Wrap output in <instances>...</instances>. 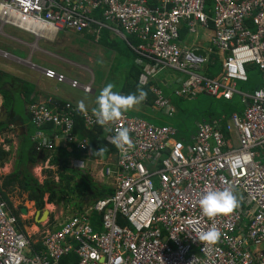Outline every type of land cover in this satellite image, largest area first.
Wrapping results in <instances>:
<instances>
[{"label": "built area", "instance_id": "1", "mask_svg": "<svg viewBox=\"0 0 264 264\" xmlns=\"http://www.w3.org/2000/svg\"><path fill=\"white\" fill-rule=\"evenodd\" d=\"M101 9L107 22L95 17ZM184 25L190 34L212 32L210 42L221 60L218 72L210 70L214 62L207 57L181 46ZM94 26L98 32L107 28L145 40L131 48L154 62L153 68L181 73V97L231 99L238 93L245 112L234 114L227 125L235 132L233 139L207 121L191 141L180 139L174 127L127 114L106 125L111 131L102 127L108 142L117 127H126L134 143L126 152L110 153L101 171L113 194L38 242L18 224L14 209L0 195V264H264V252L247 248L250 241L264 249V0H0V33L9 27L35 39L26 45V59L6 52L0 56L89 93L90 85L42 68L33 57L41 40L52 43L62 31L83 34ZM251 66L261 83L248 93L238 84H248ZM155 96L156 108L170 114L172 106L163 91L155 90ZM29 111L37 126L54 124L66 141L75 140L72 116L78 110L71 103H37ZM81 114L87 128L98 125L93 110ZM57 138L39 145L52 149ZM78 147L90 152L87 139ZM223 188L236 193L240 206L214 219L203 216L201 194ZM213 225L221 232L220 240L200 241V232ZM244 229L246 238L240 235Z\"/></svg>", "mask_w": 264, "mask_h": 264}, {"label": "trees", "instance_id": "2", "mask_svg": "<svg viewBox=\"0 0 264 264\" xmlns=\"http://www.w3.org/2000/svg\"><path fill=\"white\" fill-rule=\"evenodd\" d=\"M139 42L140 41L137 38L132 37L131 43L133 45H137ZM127 51L125 49H120V55L122 57H129L131 60V62L126 65V68H122L120 61L117 60L121 68V76L126 77L123 86L117 90V92L122 95L134 93L138 87L141 88L140 80L143 78L145 67L143 64L138 63L139 55L137 53L129 47H127ZM151 65L155 66V63L151 61ZM248 70L250 73V81L248 84L246 83L244 85L256 89L261 83L259 72H254L255 69L253 66ZM143 89L147 92V99L141 104L144 107L149 108L151 111L155 110L164 114H160L161 117H163L162 119L171 118L163 121L160 120L157 122L158 125L162 122L161 126H174V128L176 127L180 132H183V134L189 138L188 140L191 141L193 134L196 132H194L186 122V120L192 119V116L183 117L181 115V108L184 105L182 104L183 101L172 100V103L177 107L178 112L175 116L170 117L169 114L165 113L163 110L156 108L154 101L155 95L151 93L150 87L146 86ZM31 94L32 88L26 81H23L19 77H15L14 74L9 73L4 69H0V95L3 98L2 106L9 111L8 123H14L18 118L23 119L22 111L17 109V103L21 105L23 109L24 106H28L35 102L33 99H30ZM153 112L154 111H152V113ZM26 117H29L28 113ZM207 119H209L207 121H211L213 117L209 116ZM5 129V124H0V134H2ZM44 130L49 136H52V134L55 133V127L52 124L45 127ZM75 135L79 141L87 139L88 146L94 148L95 151L101 147H107V151L104 155H95L94 159L107 160L110 153H117V148L111 146L106 140L102 127L98 126L94 129H87L83 120L79 116H76ZM6 142L10 143V141ZM3 145L4 143L0 145V169L11 155V150H5ZM85 156L86 152L81 150L75 142H70L68 146H59L52 151H39L36 141L31 140L30 136L23 137L16 151L13 171L7 176L0 174V195L12 208L9 201V193L16 186L18 188V193L20 195H25L26 200L33 202L34 206L39 211L44 208L45 203L56 205L63 199H73L75 197V199H77L75 202L77 212L82 213L84 211V205L87 203L92 204L98 199H104L111 196L114 192L107 184L97 186V183L95 181L93 182V179L88 177L83 169L72 167V161H83L86 158ZM41 159H50L51 165L60 167L58 171V181L54 178V172L50 169L46 171L47 176H49L46 177L45 181L42 183L32 175L30 169L34 168ZM79 176L81 181H77ZM46 195H48V200H44ZM13 214L18 219L19 213L13 210ZM94 219L98 221L99 217L95 216ZM18 223L20 224L19 220ZM36 248L40 249V245H37Z\"/></svg>", "mask_w": 264, "mask_h": 264}, {"label": "rangeland", "instance_id": "3", "mask_svg": "<svg viewBox=\"0 0 264 264\" xmlns=\"http://www.w3.org/2000/svg\"><path fill=\"white\" fill-rule=\"evenodd\" d=\"M4 31L8 34H12L10 31H17V30H14L9 27H5ZM95 39L91 36H86L82 38L77 35L63 33L62 31L59 33L58 37L53 41V44H50L48 41L46 42L41 40L38 43L40 50L33 57L34 64L42 68L53 67L56 72H64L67 78L71 80H76L81 85L89 84L93 79L92 86L95 91V93L93 94H86L81 88H73L68 83H59L57 81L56 83L53 80L54 88L60 91L61 94L67 92V97L69 100H71V102L73 101L78 103L80 100H83L85 102L87 110H93L96 107L95 105L96 97L99 94L100 90L106 84L110 82L113 83L116 86L114 88V91H117L119 88L123 86L126 77L121 76L120 65L122 68H126V65L131 62L129 57L120 56L119 57L120 65H119L117 61H114V57L118 56L119 51L118 50L111 51L109 45L100 44ZM26 40L27 42H31V43L35 42V39L32 38L31 36H27ZM0 41L2 42L1 37H0ZM116 46L117 48L125 49L127 51L126 43L124 42L123 38L120 36L116 37ZM15 57H18L20 59H25L27 57V53L23 54L22 57L18 55ZM0 58H1L0 69H4L7 72L18 75L20 72H24L23 68L21 67L17 68V66L7 63L1 56ZM153 72L156 73L157 77L161 79L168 78L169 80L171 77L175 78L178 76L175 71L168 68L155 67L153 68ZM36 74L39 75L38 72ZM36 74L35 76H37ZM238 85H239L238 89L244 86L241 83H239ZM178 98L181 99V97ZM182 99L188 100L187 98H182ZM208 101H210V99L199 97L196 101L189 104L195 106V105H201L202 103ZM17 109L22 111V107L18 103H17ZM152 111L154 112L152 113ZM152 111L149 108H146L142 104H140L137 105L134 109L127 112V114L129 116H134V115L139 116L153 124H158L157 122H159L160 120L163 121L166 119H171V118L162 119L163 117H161V115L164 114L155 110ZM186 122L189 125V127H191L192 130L196 132L197 125H195L194 120L188 119L186 120ZM30 123L31 125H28L29 127L34 126L31 120ZM161 124L162 122L159 123V125ZM33 131L32 129L29 130L26 136H30V135L32 136ZM183 136H185V134L181 132L180 139H184ZM14 137H16L15 134ZM15 158L16 155L14 152V160ZM47 160L41 159L34 168L30 169L32 175L36 177L40 183L45 181L47 176L46 171L49 169L52 172H54L53 176L57 181L59 178L58 171L60 167L51 165L50 161ZM106 164H107V160H102V161H98V163L97 162L93 163L86 158L83 161L71 162V165L74 168L83 169L84 173H86L88 177L92 178L93 182L95 181L97 183V186L109 184L106 182L107 180L101 174V171L102 169L105 168ZM77 181H81L80 176L77 178ZM155 184L158 185L157 179H155ZM44 200H48V195L44 197ZM76 200L77 199H75L74 197L73 199L71 198L63 199L59 201L56 205L45 203L44 208L41 211H39L34 206L33 202L27 201L26 196L20 195L17 190H14L12 194L9 196V201L12 207L14 208V210H16L19 213L20 222L23 224V227L27 229L28 233L32 236L33 239L36 238L41 239L44 234H46L47 232H53L55 229H58L59 226L65 223L67 219L77 214L78 213L77 207L75 206ZM88 204L89 203L84 205V208L86 207V211H89L88 207L90 206L91 203L89 205ZM49 205H52V207H49ZM44 209L50 212L49 219L45 220L40 225H36L34 222L36 213H39V215L41 216ZM21 210H24L26 212V215L21 214ZM255 249L258 250L259 247H255Z\"/></svg>", "mask_w": 264, "mask_h": 264}, {"label": "crops", "instance_id": "4", "mask_svg": "<svg viewBox=\"0 0 264 264\" xmlns=\"http://www.w3.org/2000/svg\"><path fill=\"white\" fill-rule=\"evenodd\" d=\"M105 11H106L105 9H101L98 12H96L95 13L96 19H98L102 22H107L108 20L105 17ZM114 23H117V22L114 21ZM98 29H99L98 26H94L91 31L85 32L83 34H76V33L69 32V31L68 32L63 31V33H69V34L77 35V36H80L82 38L86 37V36H91L94 39L96 38L95 40L98 43L103 44V45H109L111 51H113V50L119 51L118 56L114 57L115 61L119 60V57L121 56L120 55V49L121 48H117V46H116V37H119V36L122 37L124 42L126 43V47H129L131 50H133L131 48V46L133 45L131 43L132 37H135L140 41L137 45H133L135 47L139 46L141 44L147 43L142 38H140L136 35H128L124 31H121L122 35H117L107 28H101L99 32L97 31ZM14 30H16V29H14ZM10 32L12 34H8L5 31H2V33H0V37L2 38V42L0 41V44H1L0 52H6V53H8L14 57L17 55L22 57L23 54L27 53V57H28L29 49L26 45L27 44L28 45L33 44L31 42H27V40H26V37L29 35H27L23 32H20L18 30L17 31H10ZM199 33H200V35L190 34L188 28L186 27V25H184L183 28L181 29L180 44H181V46H186V47H189V48L195 50L197 54L202 55L204 57H207L211 62H214V65L212 66V68L210 70L213 72V74H215V72H218L220 69V66H221L220 61L221 60H220L219 56L213 51V46L210 42V39L212 37V32L211 31H199ZM22 43H25V44H22ZM50 44H53V42ZM134 52L137 53L136 51H134ZM111 54H112V52H111ZM15 58L20 59L18 57H15ZM4 60L7 63H10V64L17 66V68H19V67L23 68L24 72H20L19 75L14 74V76L19 77L20 79H22L23 81H26L30 85V87L32 88V94L30 95V99L37 101V103H47L50 101H52V102H54V101L55 102H63V103L64 102H71V100H69L67 97V92L64 94H61L60 91H58L56 88L53 87L54 82H56L55 80L53 82L52 79L46 78L45 75H43L41 73H39V75H37L36 74L37 72L32 71L30 68H28L22 64H18L12 60H7V59H4ZM144 60H146V61H144ZM138 63L143 64L145 66L144 72H143V78L140 80L141 88H145L146 86L147 87L149 86L151 93H153L154 95H155V90H158V89L162 90L163 93L165 94L166 98L170 101L171 106H172L171 113L169 114L170 117L175 116L178 112V109L172 103V100L173 101H183L182 104H184V105L181 108V115L183 117L192 116V119L194 120L195 125H197V129H198V126L200 124L209 120V119H207V117L210 116V117H213V119L211 121H207V122L216 124L217 126H219L221 128L222 132L226 135L227 138L233 139L234 130L229 131L227 129V125L232 124L231 118L234 114H243L245 112V109H246V104L243 102V98L240 94L234 93V95L231 99H225L223 97L222 98H212L208 94H200L201 96L198 95L196 99L187 98L188 100H185V99H182L183 97H181L178 94V92L181 89V85H182V83H180L179 80L184 79V76L181 73L176 72L178 75L177 77H175L176 81L172 77L169 80H168V78L167 79H165V78L161 79V78H158L157 74L153 72L154 65H151L150 60L143 58L142 56L140 57V55H139L138 56ZM48 68L54 69L53 67H48ZM254 72H257V71L255 70ZM60 73L65 74L64 72H60ZM35 74L37 76H35ZM260 80H261V77H260ZM238 88H239V85H238ZM254 89L255 88L252 89V88L248 87V85L247 86L244 85L239 90H242V91L248 92V93H252ZM178 97H181L182 100H180V98H178ZM199 97H204L206 99H210V101L202 103L201 105H195V106L189 104V103L196 101ZM155 98H156V96H155ZM215 102H216V104H215ZM72 103L78 104V103L73 102V101H72ZM2 105H3V98L0 95V115H1L2 109H3ZM26 107L27 106H24V108L22 109V112H21L23 119L18 118L15 120L14 123H8L9 119H7L6 121L0 122V124H5V126H6L5 131L2 132V134H0V145L4 143L3 148L5 150L10 149L12 152V155L9 156V158H8L9 160H7V162L0 169V174L3 176H7L8 174H10L13 171L14 162H15L14 152L16 155V151L20 145L21 139L26 136V134L29 130H31V129H32V131L34 130L32 133L33 135L32 136L30 135L31 140H34V141H37V140L43 141V139L48 140L51 137L44 130L45 127L50 125L48 123L43 124L41 126H37L36 124L32 123L34 126H32V127L28 126V125H31L29 118L32 119V116H31L30 111L27 110ZM7 112L9 115L8 110H7ZM27 113L29 114V117H26ZM0 119H2V117H0ZM17 122H19V124ZM14 134L16 135V137H14ZM183 137H184V139L188 138V137H186V135ZM6 141H10V143H7ZM38 150L42 151L43 146L38 145ZM95 155L96 154H94V153H89V158L94 159ZM94 160L100 161L101 159H94ZM47 161H50V159H48ZM263 161H264V154H263ZM46 175H47V173H46ZM48 176H46V177H48ZM106 180H107L106 182L109 183V184H107L109 186L110 182L108 179H106ZM14 190L18 191V188L15 186L13 188V190L9 193V196L12 194V192ZM85 211H86V207L84 208V211L82 213L78 212L77 214H83ZM18 220H19V217H18ZM19 225L21 227L23 226V224L21 222ZM27 233H28V231H27ZM32 241L38 242V241H40V239L36 238V239H32Z\"/></svg>", "mask_w": 264, "mask_h": 264}, {"label": "clouds", "instance_id": "5", "mask_svg": "<svg viewBox=\"0 0 264 264\" xmlns=\"http://www.w3.org/2000/svg\"><path fill=\"white\" fill-rule=\"evenodd\" d=\"M198 35H200V33ZM58 73L61 75H64L67 78V76L65 74H62L60 72H58ZM67 79L71 80L69 78H67ZM52 80H54V79H52ZM55 81H57V80H55ZM74 81H76V80H74ZM59 83H61V82H59ZM65 83H68V82H65ZM68 84L70 85V83H68ZM92 84H93V80L91 81V83L83 85V86H86V85L91 86V91L89 93L85 92L82 88L81 89L86 94H93V93H95V91L93 89ZM115 87L116 86L111 82L106 84L100 90V92L97 95L96 100H95L96 107L93 109V115L95 117V122L98 124L95 127H98V126L103 127V128H105V131H111V129H108L106 127V125H108L109 123H113V122H116L118 120L123 119L125 114H127V112L134 109L137 105H140L141 103H143L147 99V92H145L143 90V88L138 87L136 92L130 93L127 95H122L119 92L114 91ZM54 103L60 104L62 106L65 105L66 103H71L73 105V107L78 110V111L74 112L73 116H72V118L74 120V125L76 126V116H79L83 120L85 127H87L85 119L81 113L84 111H92V110L86 109V105H85V102L83 100H80L77 105L73 104L72 102H64L63 103V102H55V101L54 102L50 101V102H47L45 104L52 107L54 105ZM32 104H37V101L29 104L26 107L27 110H29V106ZM134 116H136V115H134ZM8 118H9V115H8ZM31 121H32V119H31ZM52 125H54V124H52ZM156 125H158V124H156ZM158 126H161V125H158ZM54 127H55V133L52 134L50 139L55 140V135H57L58 138L55 141V145L52 149L43 148V150L51 151V150H54L55 148H57L59 146H68L70 142H75L77 144L80 142L78 140L77 136L75 135V127L73 130L75 140H72V141H66L65 140L66 136L64 135L63 130L56 127L55 125H54ZM87 129H89V128H87ZM180 134H181V132H180ZM187 139H189V138H187ZM36 142L39 145V143H41L42 140L41 141L37 140ZM109 143L114 145L121 152H126V151L130 150L132 147H134L133 140L131 139L130 134H129V130L126 127H117L115 129V134L109 137ZM106 151H107V147H101L97 151H95L94 148H90V152L85 151L86 152L85 157H86V159H88L89 161H91L93 163L94 162L98 163V161H96L92 158H89V153H94L96 155L102 156V155H104V153ZM102 160L103 159H101L100 161H102ZM240 202H241L240 198L236 195V193L233 190H231L230 188H223V189H206L205 192L201 194V198L199 199L198 203H199V208L201 210L202 215L209 218V219H214V218L221 216V215H227V214L233 213L240 206ZM14 211H16V210H14ZM245 222L248 223L249 220L245 219ZM246 234H247L246 229H244V231L240 232V235H242L243 238L247 237ZM220 238H221V232L215 227V225L210 227L207 231H201L199 234V240L202 242H206V243H216L220 240ZM255 247H259V249L257 250V249H255ZM247 248L252 253L264 252V249L261 246H256L250 241L247 244Z\"/></svg>", "mask_w": 264, "mask_h": 264}, {"label": "water", "instance_id": "6", "mask_svg": "<svg viewBox=\"0 0 264 264\" xmlns=\"http://www.w3.org/2000/svg\"><path fill=\"white\" fill-rule=\"evenodd\" d=\"M0 117H2V119H0V122L7 120L8 112H7L6 108L2 109V113H1ZM17 123L19 124V122H17ZM21 214L26 215V212L24 210H21ZM49 215H50V212L48 210H46V209L43 210L41 216L39 215V213H36V216H35V219H34L35 224L36 225H40L45 220L49 219Z\"/></svg>", "mask_w": 264, "mask_h": 264}, {"label": "bare ground", "instance_id": "7", "mask_svg": "<svg viewBox=\"0 0 264 264\" xmlns=\"http://www.w3.org/2000/svg\"><path fill=\"white\" fill-rule=\"evenodd\" d=\"M49 207H52V205H49Z\"/></svg>", "mask_w": 264, "mask_h": 264}]
</instances>
